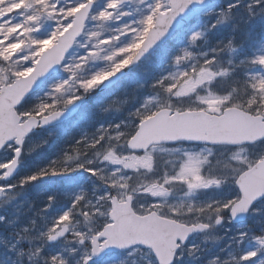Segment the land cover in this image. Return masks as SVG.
<instances>
[{"label": "snow or ice", "instance_id": "snow-or-ice-1", "mask_svg": "<svg viewBox=\"0 0 264 264\" xmlns=\"http://www.w3.org/2000/svg\"><path fill=\"white\" fill-rule=\"evenodd\" d=\"M140 261L264 264V0H0V264Z\"/></svg>", "mask_w": 264, "mask_h": 264}, {"label": "rangeland", "instance_id": "rangeland-1", "mask_svg": "<svg viewBox=\"0 0 264 264\" xmlns=\"http://www.w3.org/2000/svg\"><path fill=\"white\" fill-rule=\"evenodd\" d=\"M241 14H243V13H241ZM85 107H86V104H85V106H83V108H82L81 110H84ZM66 126H67V123H66L65 125H63V126H59V127L56 129V131L59 132L60 135H59L56 139L52 140V141L50 142V145H49L48 147L43 148V149H41L40 151L36 152L33 156L28 157V158L26 159V163H25L24 167L22 168V170L24 169V170H27V171H28V170L30 169V166H33V161H34L36 158H38L39 155L44 154V153H45V150H47L48 148H55V149H56V147L60 144V143H59V140H60V138H61V135L64 134V128H65ZM48 131H49V130H48ZM48 131H44L43 133H38L36 139H37L38 141H39V140L46 139V138H47V135H48ZM54 142L56 143V146H54ZM61 143H62V142H61ZM45 154H47V155L49 156V153H45ZM253 219H256V218H253ZM140 264H143V261H140Z\"/></svg>", "mask_w": 264, "mask_h": 264}, {"label": "trees", "instance_id": "trees-1", "mask_svg": "<svg viewBox=\"0 0 264 264\" xmlns=\"http://www.w3.org/2000/svg\"><path fill=\"white\" fill-rule=\"evenodd\" d=\"M92 110H93V105H91V108H90L89 110H88V109L86 110V111H87V114H88V113H91V114H92ZM84 116H85V114H84ZM121 118H122V116H115V119H114V120H115V122H119V120H120ZM76 119H77V118H76ZM64 138H65V135H64V134L61 135V138H60V140H59V143L63 142ZM54 146H56V143H55V142H54ZM52 151H54V150H51V152H52ZM42 158H43V157H41L40 160H42Z\"/></svg>", "mask_w": 264, "mask_h": 264}]
</instances>
